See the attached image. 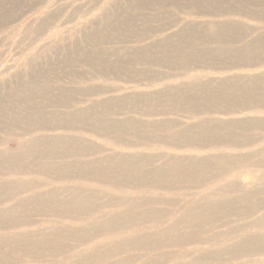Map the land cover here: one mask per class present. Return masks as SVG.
<instances>
[{
	"label": "bare ground",
	"instance_id": "6f19581e",
	"mask_svg": "<svg viewBox=\"0 0 264 264\" xmlns=\"http://www.w3.org/2000/svg\"><path fill=\"white\" fill-rule=\"evenodd\" d=\"M90 1L0 79V264H264V0Z\"/></svg>",
	"mask_w": 264,
	"mask_h": 264
},
{
	"label": "rangeland",
	"instance_id": "374dc122",
	"mask_svg": "<svg viewBox=\"0 0 264 264\" xmlns=\"http://www.w3.org/2000/svg\"><path fill=\"white\" fill-rule=\"evenodd\" d=\"M100 1L101 3L99 9L102 11L98 10L99 14L96 13L98 18L103 14V5H108L110 3V7L114 3V0ZM116 1L118 0H115V2ZM91 4L93 3L90 0H0V79L2 78L1 80H3L9 73H12L24 58L30 54L36 53V51H34L36 47H32L31 42L35 38L40 37L39 28H41L42 33V28L45 27V29H47L51 21H53L60 14L62 16L56 20L55 24L59 22V20L62 23H58L59 27H53L52 32L50 31V33L44 36L43 39H37V41H39L38 45H43L56 40V33L58 30L68 34L67 36L70 37L74 34L75 30H77V27L74 24L69 25L68 23H65V19H67L70 15H72L71 18L76 15L78 16L80 11L85 8V6H92ZM80 26L83 27L82 24ZM146 89H149L147 85ZM76 134L81 135L80 133ZM5 148L7 150H14L15 142L11 139L8 140ZM188 204L189 201L184 200L180 206L174 209V213L176 215L169 217L166 220V223L171 224L175 220L176 216L180 215L181 209L185 206V208H187ZM152 226V221L146 223V227L150 228ZM217 232L225 233L226 228L221 227L217 230ZM208 247L209 242L205 241L204 236L196 245L189 246L188 250L199 251L207 249ZM151 256V254H146V258H150ZM116 260L118 259H113L112 261ZM143 261L145 260L142 259L137 264L142 263ZM183 261L188 262L189 259L186 258ZM175 263L176 262L174 261H168L154 264Z\"/></svg>",
	"mask_w": 264,
	"mask_h": 264
}]
</instances>
